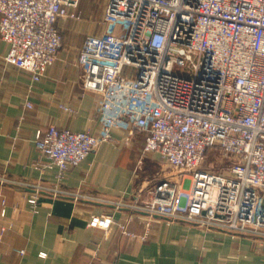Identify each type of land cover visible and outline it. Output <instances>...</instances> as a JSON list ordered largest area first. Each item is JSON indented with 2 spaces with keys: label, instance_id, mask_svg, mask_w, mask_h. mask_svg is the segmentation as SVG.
<instances>
[{
  "label": "built area",
  "instance_id": "built-area-1",
  "mask_svg": "<svg viewBox=\"0 0 264 264\" xmlns=\"http://www.w3.org/2000/svg\"><path fill=\"white\" fill-rule=\"evenodd\" d=\"M79 4L0 0L6 62L39 82L63 47L60 20H80ZM79 70L82 87L100 96V130L38 131L46 167L63 179L112 142L115 130L127 132V143L145 134L143 154L160 155L176 173L134 209L264 237V0H109L101 35L83 44ZM212 149L232 158L226 174L204 166ZM29 203L36 210L37 196ZM113 223L94 218L91 226Z\"/></svg>",
  "mask_w": 264,
  "mask_h": 264
},
{
  "label": "crops",
  "instance_id": "crops-1",
  "mask_svg": "<svg viewBox=\"0 0 264 264\" xmlns=\"http://www.w3.org/2000/svg\"><path fill=\"white\" fill-rule=\"evenodd\" d=\"M108 3L85 14L82 24L60 20L63 47L39 82L6 62L9 46L0 37V264H264V237L168 222L134 209L150 199L157 180L143 154L145 134L127 143V132L115 130L112 142L63 179L57 167H46L38 131L52 125L100 130V96L80 84L79 56L96 24L95 36L101 35ZM34 196L36 210L29 203ZM108 217L114 221L109 228L91 226L94 218Z\"/></svg>",
  "mask_w": 264,
  "mask_h": 264
},
{
  "label": "rangeland",
  "instance_id": "rangeland-1",
  "mask_svg": "<svg viewBox=\"0 0 264 264\" xmlns=\"http://www.w3.org/2000/svg\"><path fill=\"white\" fill-rule=\"evenodd\" d=\"M107 1L108 0H80L78 10L81 16V20L76 21V23L82 24V22L86 20L85 14L88 15L95 13L97 14L98 11H100V9L101 11H103V9L106 8ZM94 27L95 28L97 27V31L96 29L93 30L94 35L92 34L90 36H95L98 33V28L100 27L99 24H96ZM187 71H188L187 67L181 70L182 73ZM155 155H156L155 153H151L147 155V157L149 156L152 162L154 163L155 170H157L156 172L157 175L155 177L157 180L155 182L157 183L165 177L175 175L176 173L175 170L166 163H161V161H159L157 157H155ZM232 162L233 161L231 157L224 156L223 154H221L220 151L216 149H212V151L209 153L207 157L204 166L213 171L226 174L227 168L232 164Z\"/></svg>",
  "mask_w": 264,
  "mask_h": 264
}]
</instances>
